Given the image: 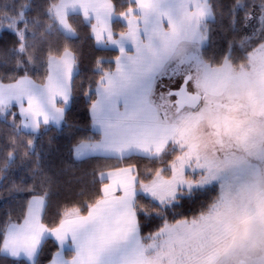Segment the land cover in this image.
Instances as JSON below:
<instances>
[{
	"label": "snow or ice",
	"instance_id": "obj_1",
	"mask_svg": "<svg viewBox=\"0 0 264 264\" xmlns=\"http://www.w3.org/2000/svg\"><path fill=\"white\" fill-rule=\"evenodd\" d=\"M0 264H264V0H0Z\"/></svg>",
	"mask_w": 264,
	"mask_h": 264
},
{
	"label": "trees",
	"instance_id": "obj_2",
	"mask_svg": "<svg viewBox=\"0 0 264 264\" xmlns=\"http://www.w3.org/2000/svg\"><path fill=\"white\" fill-rule=\"evenodd\" d=\"M75 111L77 112L78 117H83L84 113L82 110V102H78ZM62 143V142H61ZM59 146L53 147L50 150L49 159L55 162H58L62 153L58 150ZM75 179L74 174L69 171L68 173L61 176V180L65 182H72Z\"/></svg>",
	"mask_w": 264,
	"mask_h": 264
}]
</instances>
